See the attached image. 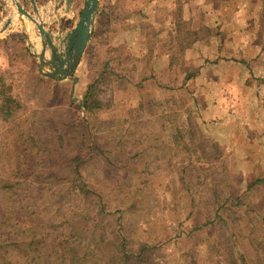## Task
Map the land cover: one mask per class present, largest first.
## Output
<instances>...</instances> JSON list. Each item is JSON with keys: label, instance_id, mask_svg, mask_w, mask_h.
Returning <instances> with one entry per match:
<instances>
[{"label": "rangeland", "instance_id": "374dc122", "mask_svg": "<svg viewBox=\"0 0 264 264\" xmlns=\"http://www.w3.org/2000/svg\"><path fill=\"white\" fill-rule=\"evenodd\" d=\"M84 1L64 13L63 0H34L47 32L61 22L60 57ZM12 56L33 58L14 72L34 79L0 123V240L51 248L70 222L82 242L103 237L96 261L115 236L128 264H264V0H98L68 77L38 82L34 56ZM95 79L100 108L80 113Z\"/></svg>", "mask_w": 264, "mask_h": 264}, {"label": "trees", "instance_id": "16d2710c", "mask_svg": "<svg viewBox=\"0 0 264 264\" xmlns=\"http://www.w3.org/2000/svg\"><path fill=\"white\" fill-rule=\"evenodd\" d=\"M95 79L90 83L83 95L81 96L78 108L80 113L90 114L92 111L100 108V103L95 97ZM9 87L4 86L0 82V119L2 121L10 120L16 109H18V103L8 95ZM10 186L2 185L0 190L3 195L9 193ZM81 195L87 196L89 192L80 188L78 189ZM7 214L1 213L0 224L1 227H5V222L8 220ZM76 224L71 225L67 223L68 232L66 235H60L55 238L52 242L51 248L48 247L41 239L38 240H27L22 238L19 240H11L9 238L10 231L4 232L6 238L0 240V264H128L129 258L128 251L125 250L122 242L118 243L117 237L111 239L110 245H113V253L109 258H103L99 261L95 260L93 252L98 249H102V243H104L101 235L94 236L90 235L86 242L80 240V229ZM13 228H16L13 226ZM17 229V228H16ZM16 234V231L13 232ZM3 236V234H2ZM33 236H31L32 238ZM42 244V245H40ZM36 245V246H35ZM10 248L13 252L23 249L19 252V255L15 260L9 258ZM19 248V249H18ZM238 260L240 264H246L244 258L239 255Z\"/></svg>", "mask_w": 264, "mask_h": 264}, {"label": "water", "instance_id": "95a60500", "mask_svg": "<svg viewBox=\"0 0 264 264\" xmlns=\"http://www.w3.org/2000/svg\"><path fill=\"white\" fill-rule=\"evenodd\" d=\"M31 14L25 11L18 0H9V5L16 13V23L24 25L22 17L31 23L40 40V50L34 51V47L30 45L31 54L37 61L38 72L48 78L63 79L68 77L76 68L82 52L88 43L95 18L98 10V0H85L80 10V15L75 25L70 29L66 35L65 46L63 48V55L58 56V47L53 41L59 40V29L57 28L56 34L47 32L38 16V9L34 0H27ZM57 3L59 0H55ZM72 0H63L65 13L68 12ZM11 19H6L1 28L0 34L3 33L10 25ZM46 51L49 52V58L45 59ZM47 67L50 72H46Z\"/></svg>", "mask_w": 264, "mask_h": 264}, {"label": "crops", "instance_id": "0c3cea01", "mask_svg": "<svg viewBox=\"0 0 264 264\" xmlns=\"http://www.w3.org/2000/svg\"><path fill=\"white\" fill-rule=\"evenodd\" d=\"M3 1L5 3V6L9 7V0H3ZM59 1H62V0H59ZM27 3H28V1H27ZM19 4H20V2H19ZM56 4L57 3H54V6L52 5L54 11H55V5ZM28 5H29V3H28ZM29 8H30V5H29ZM62 9H63V12L65 13L64 6ZM30 10H31V8H30ZM38 11H42V8H39ZM1 13L2 12L0 11V28L3 24V22L6 19H8L5 17H1V15H2ZM54 14L56 15V18H58V15L56 14V12ZM95 22H96V18H95V21L93 24V28H94ZM11 25L8 26V28L3 33L0 34V82L3 84L9 83L8 87L10 89H9L8 95H10V97L17 102L18 97H20L21 95H25L24 94L25 92L22 89L20 91V95H18V97H17L18 93L14 92V89L15 88H21L23 86V84L25 83L24 77H28V76H26V74H28V73L26 72V70H24V73L16 75L14 71H17V70L14 68H16L17 66L18 67H23V66L27 67L28 66L30 69L33 68V66H32L33 58L31 57L32 54H31L30 45H32L34 47V49L39 51L40 50V43L37 44V43H35L36 41L30 42V38L32 36L30 34H28L26 32V30H24V31L23 30H21V31L9 30V27H11ZM60 25H61V22H60V20L57 19L56 28H59ZM70 26H71V22H70V25L68 26V28L66 29V31L68 30L66 32V35L70 32L69 31ZM17 50L20 51L21 54H24V56L27 55L28 57H31V58H24L21 60V59H17L15 57H13L12 56L13 53H17ZM45 58H46V53H45ZM36 65H37V61H36ZM5 72L7 73L6 74L7 76L4 75ZM37 72H38V70H37ZM37 72L35 74L36 75L35 78L37 79L38 82H41L42 81L41 79H46L39 72L38 73ZM5 78H6V80H5ZM8 78H10V80H8ZM29 79H34V76L30 73H29L28 80ZM10 82H11V84H10ZM7 121H9V120H7ZM7 121H2L0 119V123L1 122H7Z\"/></svg>", "mask_w": 264, "mask_h": 264}, {"label": "bare ground", "instance_id": "6f19581e", "mask_svg": "<svg viewBox=\"0 0 264 264\" xmlns=\"http://www.w3.org/2000/svg\"><path fill=\"white\" fill-rule=\"evenodd\" d=\"M12 23H14V19H11L10 25H11ZM10 25H9V26H10Z\"/></svg>", "mask_w": 264, "mask_h": 264}]
</instances>
